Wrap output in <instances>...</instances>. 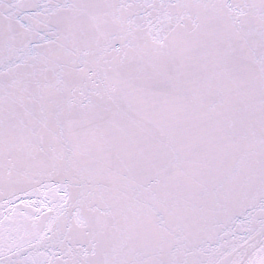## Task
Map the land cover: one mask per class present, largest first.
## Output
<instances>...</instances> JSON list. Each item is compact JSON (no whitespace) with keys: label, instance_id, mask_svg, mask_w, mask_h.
I'll return each mask as SVG.
<instances>
[{"label":"snow or ice","instance_id":"obj_1","mask_svg":"<svg viewBox=\"0 0 264 264\" xmlns=\"http://www.w3.org/2000/svg\"><path fill=\"white\" fill-rule=\"evenodd\" d=\"M0 264H264V0H0Z\"/></svg>","mask_w":264,"mask_h":264}]
</instances>
